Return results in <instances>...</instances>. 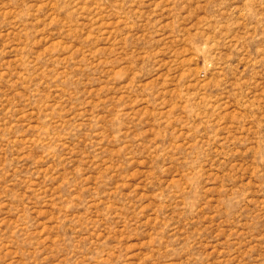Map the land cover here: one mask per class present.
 I'll return each mask as SVG.
<instances>
[{
    "label": "rangeland",
    "instance_id": "obj_1",
    "mask_svg": "<svg viewBox=\"0 0 264 264\" xmlns=\"http://www.w3.org/2000/svg\"><path fill=\"white\" fill-rule=\"evenodd\" d=\"M0 264H264V0H0Z\"/></svg>",
    "mask_w": 264,
    "mask_h": 264
}]
</instances>
